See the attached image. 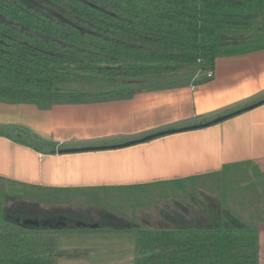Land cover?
Masks as SVG:
<instances>
[{
	"label": "trees",
	"instance_id": "1",
	"mask_svg": "<svg viewBox=\"0 0 264 264\" xmlns=\"http://www.w3.org/2000/svg\"><path fill=\"white\" fill-rule=\"evenodd\" d=\"M263 47L264 0H0V100L49 108L129 99L199 84L217 57ZM259 101L264 94L167 129L211 125ZM0 135L41 153L123 143L56 146L15 125L0 126ZM9 186L22 190L10 192ZM78 191L0 177V264H55L58 236L86 232L133 234L134 264H259L258 230L222 207L219 195L195 202L200 218L189 224L149 227L121 220L99 223V230L42 223L50 215L69 218L62 207ZM214 199L218 215L210 218Z\"/></svg>",
	"mask_w": 264,
	"mask_h": 264
},
{
	"label": "crops",
	"instance_id": "2",
	"mask_svg": "<svg viewBox=\"0 0 264 264\" xmlns=\"http://www.w3.org/2000/svg\"><path fill=\"white\" fill-rule=\"evenodd\" d=\"M212 71L199 84L143 91L129 99L49 108L0 100V126L27 128L56 146L126 142L184 126L262 96L264 47L217 57ZM213 173L220 175L221 206L258 230L259 264H264V103L211 125L114 148L41 153L0 135V177L30 186L90 191L180 183ZM193 211L183 223L200 218ZM134 257L131 233L61 234L55 264H134Z\"/></svg>",
	"mask_w": 264,
	"mask_h": 264
},
{
	"label": "rangeland",
	"instance_id": "3",
	"mask_svg": "<svg viewBox=\"0 0 264 264\" xmlns=\"http://www.w3.org/2000/svg\"><path fill=\"white\" fill-rule=\"evenodd\" d=\"M216 176L208 174L180 183H153L127 189L106 188L72 192L68 195L67 201H64L65 205L62 210L70 212L69 217L74 220L80 219V221L93 224H108L110 221L115 222L116 219L128 220L129 223L134 221L138 225L143 223L149 227L163 225L166 222L169 224L171 222L183 223L186 222V216L188 217L187 211L193 208L195 202L204 199L205 194L213 197L219 195L220 199L221 180L220 175L219 178ZM194 196L196 198L192 202ZM176 207L182 210L176 211ZM167 209L175 214L173 218L170 216L173 214H168ZM213 215H217L215 211L210 218H213ZM166 216H169V219ZM43 219L47 220L45 217ZM49 219L55 220L56 218L50 215ZM164 219L172 221L164 222ZM100 228L98 229L101 230ZM84 229H89V227L78 228V231ZM90 229H96V227ZM86 234L88 233H72L71 235L85 236Z\"/></svg>",
	"mask_w": 264,
	"mask_h": 264
},
{
	"label": "water",
	"instance_id": "4",
	"mask_svg": "<svg viewBox=\"0 0 264 264\" xmlns=\"http://www.w3.org/2000/svg\"><path fill=\"white\" fill-rule=\"evenodd\" d=\"M264 101H259L255 104H252L251 106H248L246 109H249V108H252L256 105H259L261 103H263ZM239 113V111H235L234 114H237ZM228 117V115H223V116H220V117H217L215 118L212 122L213 123H216V122H219L221 120H224ZM208 123L206 124H200L198 125V127H203V126H207ZM192 127H196L195 125L194 126H185V127H182V128H172V129H167V130H161V131H157V132H154V133H151V134H147L145 136H142L140 138H136V139H132V140H129V141H126V142H123V143H120V144H117V145H111V146H106V147H111V148H114V147H117L118 145L119 146H123V145H131V144H135V143H138V142H142V141H146L148 139H151V138H154L156 136H159V135H163V134H167V133H173V132H176V131H181V130H187V129H192ZM213 204H214V209H215V213L218 215V209H219V206H218V201L216 199H214L213 201ZM113 219V218H111ZM117 220V219H116ZM115 222H109L108 224L109 225H116V224H119V223H122V221L120 220H117ZM26 223L28 222H32L31 220H26L25 221ZM34 222V221H33ZM43 224H47V225H50V226H55V227H59V226H63L65 227L67 225V221H66V218L64 216H60L58 218H56L54 221H51V220H44L42 221ZM202 224V223H199V225ZM75 226H89V227H97L99 224L97 223H94V224H88L84 221H76L74 223ZM130 224L129 223H125L124 226H129Z\"/></svg>",
	"mask_w": 264,
	"mask_h": 264
},
{
	"label": "flooded vegetation",
	"instance_id": "5",
	"mask_svg": "<svg viewBox=\"0 0 264 264\" xmlns=\"http://www.w3.org/2000/svg\"><path fill=\"white\" fill-rule=\"evenodd\" d=\"M66 221H67V225H69V224H73V225H74V223H75L76 221H80V219H79V220H78V219L74 220V218L69 217V218H66ZM88 224H93V223L90 222V223H88ZM67 225H66V226H67Z\"/></svg>",
	"mask_w": 264,
	"mask_h": 264
},
{
	"label": "built area",
	"instance_id": "6",
	"mask_svg": "<svg viewBox=\"0 0 264 264\" xmlns=\"http://www.w3.org/2000/svg\"><path fill=\"white\" fill-rule=\"evenodd\" d=\"M212 76H213V71H212V69H210L209 71L206 72V77L210 78Z\"/></svg>",
	"mask_w": 264,
	"mask_h": 264
}]
</instances>
